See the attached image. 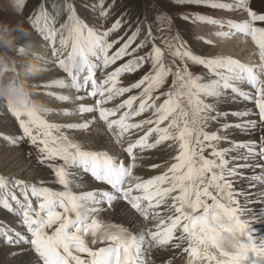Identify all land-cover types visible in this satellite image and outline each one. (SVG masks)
<instances>
[{"label":"snow or ice","instance_id":"1","mask_svg":"<svg viewBox=\"0 0 264 264\" xmlns=\"http://www.w3.org/2000/svg\"><path fill=\"white\" fill-rule=\"evenodd\" d=\"M173 2L245 14L240 22L218 21L198 13H187L180 18L220 27L226 24L234 30L233 34L251 37L259 49L260 66L231 58H204L194 54L180 33L175 31L172 18L159 13L163 23L157 30L161 35H153L151 26H148L147 42L151 44V51L117 68L99 84L94 79L97 64L93 58L107 68L124 56L147 47V43H141L129 52L140 35V29L109 55L114 45L124 40L121 36L120 40L109 42V37L123 26L122 20L100 32L77 17L69 4L71 15L68 23L59 30L54 26L55 20L43 12L31 21L42 39L51 45L54 59L40 58L46 63H58L59 68L71 77V85L58 79L44 87L55 85L79 91L87 88L90 82L91 96L100 97L95 107L81 106L78 112L64 113L73 116L98 112V116L92 115L82 123L68 124L67 127L87 132L96 125L94 131L99 132V123L103 122L116 145H120L125 135L133 130H141L143 134L135 140L129 139L123 147L126 162L108 151L85 150L81 143L65 135L60 125L49 123L35 110L16 112L6 106L18 122L22 135L11 133L3 138L12 144L26 138L34 146L40 163L62 162L48 164L55 175L53 182L63 187L61 191L37 187L21 179L10 182L0 176V209L17 217L16 226L0 224V240L18 249L9 254L20 257L18 264H149L153 249L164 248L173 241L176 249L186 243L182 251L188 254L187 264H264V238L254 239L248 222L242 219L244 211L235 198L240 193L233 191V178H247L238 169L264 168V164L259 163L264 160V136H261L258 146L255 141L238 142L231 148L222 149L218 144L227 138L207 130L211 122H218L229 114L220 112L218 105L230 102L238 95L244 100H254L259 110V123L250 119L236 125L224 124L222 128L235 127L247 133L259 127L264 131V13L253 10L250 0H233L232 3L219 0ZM17 4L21 6L20 0ZM92 10H98L105 19L109 16L103 0L92 6ZM217 35L228 38L229 34ZM69 44L71 54H81L88 60L90 72L83 76L82 82L81 76L72 74L65 65L63 56L69 51ZM149 62L150 72L132 86H144L141 95L132 96L116 107H105L116 97L131 91L129 87H117L121 74L134 72ZM192 65L203 66L213 78L205 81L195 75L189 70ZM169 77H172L171 87L163 94V102L158 104L156 101L160 96L153 93L161 89ZM243 83L254 88L258 98L242 91L240 85ZM56 99L69 101L70 97L58 95ZM76 99L83 97L77 96ZM138 99L140 103L134 109L133 104ZM122 109L126 110L121 112ZM148 112L151 113L149 118L132 122L135 117ZM232 115L243 118L254 113L244 110L232 112ZM166 142L178 143V155L173 157L176 162L167 172L148 179L135 174L134 170L139 167L138 152L157 149ZM167 147L173 148L174 144L168 143ZM207 149H211L208 156L205 155ZM232 152L237 155H230ZM236 160L257 163L233 165ZM69 168L90 174L100 187L74 193V181L69 177L75 174L69 172ZM251 180L264 184V175H252ZM75 187L81 188L83 184L75 183ZM32 198H36L38 205L34 206ZM108 211H115L128 227L123 223L105 225L96 218L99 213ZM149 222L154 224L155 230L148 226ZM226 233H232L239 239L234 251H225L221 247V236ZM97 237L99 243H107V246H90L97 244Z\"/></svg>","mask_w":264,"mask_h":264},{"label":"rangeland","instance_id":"2","mask_svg":"<svg viewBox=\"0 0 264 264\" xmlns=\"http://www.w3.org/2000/svg\"><path fill=\"white\" fill-rule=\"evenodd\" d=\"M100 2H101V0H20L21 6H18L17 0H0V22H3V23L8 24V25H15L17 22H23L24 26L26 28H29L32 31L33 36L35 37L37 44L41 48H45V49L49 50V48L51 49V45L49 44V42L44 41L42 39V37L37 33L35 28L32 26L31 21L35 20L36 17L40 16V14L43 12V13L47 14L50 17V19L55 20L54 26L56 29L59 30L62 28V25L68 23V16L71 15V12L68 9V5L71 4L73 9L75 10V14L77 15V17H79L81 20H83L87 24H90V22L93 23L92 26L91 25H89V26L94 27V30H99L100 32L106 31L109 28H111V26L117 20H122L123 26L119 29V31L113 33L109 37V42H112L114 40H120L121 36L124 37V40H120L119 43L115 44L114 47L109 51V55H112L116 50H118L123 45L125 40H127L128 36H130V35H132V33L136 32L137 29H140V35L138 36L136 41L133 43V45L129 48V52H132V50L135 49L137 47V45H139L141 43H147V47H144V48L138 50L137 52L133 53L132 55L124 56L122 59L117 60L115 64H112V65L108 66L107 68H104L102 63L100 62L98 65L99 69L96 72H94L95 73L94 79H96L97 83H99V84H102L103 79H106L107 76L110 75L112 72H114L117 68L122 67L123 65L127 64L131 60H134L138 56H145V55H147L148 52L151 51V44L147 42L148 26L149 25L151 26L153 35H156V36L161 35V33L157 30L158 27L163 23L159 19V15H158L159 13L166 14L172 18L173 24L175 26V31H178L180 33L182 40L185 42L186 46L194 52V54H199L204 58H225L224 53L226 51L225 54H233L231 56L236 57V60H238L240 63H244L247 65H255V64L261 63V61L259 59V52L256 51L257 45L255 44L254 41H252V45H254L253 50H254L255 54L252 53L253 50H252V52L249 51L250 53L246 52V49H247L248 44H249L248 39L241 38L238 33H236V36H235V34L230 33L231 32L230 30H232V29H229V30L227 28L222 29V27H220L219 25L214 26V25L207 24L205 22L195 21L191 18L189 20H184V19L180 18L182 15L187 14V13H198V14L210 17L212 19H216L218 21L240 22L236 19V18H238L236 15L233 16V14L237 13L238 11L213 10V9H210L207 7H196V6H192V5H188V4H177V3H174L173 0H103L105 10L109 11V16L107 19H105V18L100 16V13L98 10H96V11L92 10V6L99 5ZM219 2L232 3L233 0H219ZM250 6L253 8V10H256L259 13H264V0H250ZM238 13H241V12H238ZM208 28L216 29V31L214 33H217V30L219 32L221 30V32H222L221 34H224V33L229 34L228 38H224L223 35H220V36L217 34L212 35L211 33L208 32ZM233 35L235 37H233ZM247 38H249V37H247ZM157 43H159V41H157ZM41 45H46V47H42ZM57 47H59L58 42H57ZM70 50H71V46L69 44V51ZM211 52L215 53L216 55L214 54V56H217V57H214ZM257 55H258V58H257ZM49 56L51 58L50 61H52L54 58L51 56V53L49 54ZM47 59H49V58H47ZM93 62H97V61L93 58ZM53 64H56V66L59 68L58 63H53ZM53 64L49 63V67L51 66L50 67L51 72L48 74L49 76L47 75L46 79L44 78L45 80L43 79L41 81H37L36 87L39 90V96L41 99H44L43 97H46L49 99L51 98V101L55 102V104L57 106H59L57 108H53L54 111L46 114L44 116V118L49 123L60 125L61 131H63L64 129L68 128L67 127L68 124L82 123L83 122L82 117H84V116H83V114L73 115V116L64 115L65 112H70V113L78 112V109L80 108L79 107V101L80 100L78 101L75 97L78 95V92L76 93L75 88H71V90L68 92V96L70 97L69 101H61L60 102L58 99H56V97L58 96L56 91L58 89L55 91L56 88H53L54 90H51L52 87H50V88L44 87V85L49 84V80L53 75V72H54V69L52 68ZM59 70H60V74H62L64 78H65V76L66 77L68 76L67 73L63 72L62 69L59 68ZM189 70L192 71L195 75L201 76L202 78H204L206 75L210 76L207 69H205L203 66L192 65V66H190ZM149 72H150V62L145 63L143 65V67L137 69L134 72L121 74V76L118 78L117 87H129V88H131V91L124 93L122 96L116 97L115 99H113L112 101H110L108 104H106L104 106L105 107H116L117 105L124 103L127 99H129L132 96L139 97L143 91L144 86H141V88H135L132 86L135 83H138ZM82 78H83V76H81V82H82ZM212 78L213 77H211L210 79H212ZM171 81H172V77H169L168 82L161 89H159L153 93L154 96H160V100L156 101V103L159 104V103L163 102V100L165 99L163 94L170 89ZM88 86H89L88 91L89 90L91 91V86L90 85H88ZM240 88H241V90L245 89V91L251 90L252 93H253V91H255L254 88H252L250 85H248L246 83L241 84ZM49 92L52 93V95H48ZM79 92L80 93L82 92L83 94L86 93L87 95H85L84 97H87L91 101V103L92 102L95 103V104L92 103L94 105V107L96 106L98 100L100 99V97L98 95L96 97H94V99H92L93 97L91 98V94L86 92L85 88H84V90H82V89L79 90ZM60 95H63V94H60ZM64 95H65V93H64ZM236 98H239V97L236 96ZM234 100L237 101V103H235L236 105L245 103L242 101H238V99H234ZM139 103H140V100L138 99L134 102L133 106H138ZM61 104L67 105L66 106L67 109H63L62 107H60ZM245 104H247V103H245ZM251 104L252 105H250V106L252 107L253 111L255 109H257L254 100L251 102ZM124 110H126V109H122L121 112ZM0 112L3 113V115H0V132L4 131V129L7 126H9V128L13 129L16 134L22 135V131L18 127V122H16L15 119L10 115V113L7 110L6 105H0ZM231 112H233V111L230 110L228 112L229 115L227 117H222L219 119V121H222V122H219V121L218 122H211L210 126L207 129L209 132L217 133L221 137H225L226 132L227 133L231 132L230 137L226 139L227 141L229 140L228 142L226 140H223L222 142H220L218 144V147H219L220 144H222L223 142L228 143V145H226L227 147H224V146L219 147L222 149L223 148H231L233 146L232 144L238 143L232 137H234L236 134H239L238 131H241V130H239L235 127L223 129L220 126H222V124H228V125L240 124L242 121H244L243 120L244 118L246 119V117L240 118V117L233 116ZM97 113H96V116H98ZM86 114H88V113H86ZM54 115L55 116H61L64 118V120L75 119L77 117H79L80 119L77 118V120L75 119V121H73L72 123H67L66 122L67 120H66L65 121L66 123L65 124L63 123L62 124L63 126H62L61 124H59V122L62 123L61 121H63V120L60 119V117L59 118L58 117L52 118ZM118 115H119V113H118ZM150 115H151L150 112L144 113L140 117H135L132 122H139L142 119L149 118ZM256 121L259 123V118L256 119ZM218 123H220V124H218ZM213 125H215L216 127ZM147 127L148 126H145V128H147ZM214 128H216V129L214 130ZM258 128L255 130H258ZM78 131L82 132L80 130H78ZM259 131L260 132H254L253 134H249L248 139L251 140V138H254V136L257 137L258 139H260L261 136H263V131L260 128H259ZM141 132H142L141 130H133L132 133L125 135L124 139L121 141V144L117 145V151L120 149L119 151H121L123 153L124 157L123 158L118 157V158L125 159L127 162L126 153H124L123 147H126L129 139L135 140L139 137L138 135H142L143 132L142 133ZM241 132H243V131H241ZM249 132H251V131H249ZM53 134L58 135L55 132H53ZM0 139H1L0 141L2 143H5L6 139H4L3 136H0ZM112 140L114 142L113 138H112ZM242 142H249V141H242ZM168 143L174 144V147L172 148L173 151H172V155H171L172 156L171 160H172V163H175L176 161L173 159V157L175 155H178V143H176V142H166L164 145L160 146L157 149L144 151V152H138L137 155L139 158L140 157L144 158L145 154L147 157L154 158L155 154H158L161 150H166L162 147H166ZM259 144H260V142H259ZM3 147L2 148L3 149L6 148L5 150H7V151L8 150H15V151H18L19 153H21V157H22L23 161H25V163H27L28 167H30L29 168L30 170L28 172H25L24 175L21 174V178L18 177V179L24 180V181L31 183V184H35L37 187H49L54 191L63 190V187L61 185L53 182L55 180V175H54V172L52 171V169L48 167L49 163L56 164V163H62V162L45 161L44 163H40L37 159L36 152L34 150V146H32L27 141L26 138L17 144H12L8 141L7 145H3ZM85 150H91V149L85 148ZM92 151H94V150H92ZM241 151H246V150H241ZM154 152H155V154H152ZM210 152H211V149H207L205 152V155L208 156ZM233 156H235V155H233ZM239 162H241V161L240 160L233 161L234 164H239ZM243 163L244 164H246V163L247 164H253L254 162L253 161H243ZM171 164L166 166L167 170L171 166ZM11 167H13V166L11 164L9 165L8 163H6V161H5V163L1 162L0 163V176L5 171H9V172L11 171L12 173H14V172L16 173V172L22 170V169H17L15 167H13V168H11ZM146 168H148V167H146ZM166 169L164 167V169L159 171L157 167L154 168L151 166V168H149L150 173L148 175H146V177L151 176V178H153L156 175H162L165 172H167ZM67 170L69 172L75 174V175H72L69 177L71 180L74 181V183L72 185V190H73V188H75V183L84 182L82 180L84 178H87L86 176H84L85 173H83L79 169L69 168ZM240 170L251 171L252 169H250V168L238 169V171H240ZM1 172H3V173L1 174ZM9 172H7V173L12 174ZM240 172L241 173H247L244 171H240ZM263 172H264V170H263ZM21 173H23V172H21ZM27 173L29 175H34L33 178L26 179L25 177H26ZM3 176H4V174H3ZM249 176L250 175L245 176V177L249 178ZM22 177H24V178H22ZM81 177H83L82 180L80 179ZM88 177L90 178V176H88ZM7 179L10 182L13 180V178L10 179V177ZM233 179H235V178H233ZM248 180H251V179H248ZM92 181L93 180L89 179V182H91V185H89L87 187V190H92V189L94 190L95 188L100 187L97 182H94V181L92 182ZM85 184L86 183H84V185ZM84 185H83V187H84ZM233 185H235L238 189L243 187L241 184H239L238 181H234V180H233ZM16 191H18V190H16ZM79 191H81V188H78V192ZM241 191L243 193L245 191V189H241ZM32 199L34 202V206L38 205V201L36 200V198H32ZM209 203H211V201H209ZM248 204H249V202H248ZM161 210H162V214H163L164 213L163 209H161ZM101 214H103V212L99 213L96 218L98 219V217H100ZM246 214H247V212H246ZM255 215L258 216L259 212L256 211ZM11 216H13V215H11ZM13 217H15V216H13ZM15 218H16L14 220L15 225H13V226L17 225V223H16L17 217H15ZM242 219H243V216H242ZM4 222L5 221H1L0 224L12 225V223L9 221L7 223H4ZM149 223L153 224L151 222H149ZM248 225H249V227L252 226V224H249V223H248ZM17 230H18V228H17ZM178 234H179V232H178ZM97 240H98L97 244L90 245V246H92L93 248H99V247L107 246V243H104V244L99 243V237H97ZM174 243H175V241H173L172 244L165 246L164 248L153 249L152 250L153 253H151L150 257L153 256L152 254H154V251H156V250L167 251V252H173V251H179L180 250V256L182 258V263L181 262L180 263L181 264H187L188 254L183 253V251H182V249L186 245V243L182 244L180 249L174 248L173 247ZM7 248L15 249L16 247L7 246L3 243L2 240H0V249H7ZM176 256L177 255L174 254V257H176ZM8 259H11V257L9 256L6 259V261H8ZM167 260L168 259H165L164 262H161V263L166 264ZM152 263L154 264V260H152L150 258L149 264H152ZM158 264H160V263H158Z\"/></svg>","mask_w":264,"mask_h":264},{"label":"bare ground","instance_id":"3","mask_svg":"<svg viewBox=\"0 0 264 264\" xmlns=\"http://www.w3.org/2000/svg\"><path fill=\"white\" fill-rule=\"evenodd\" d=\"M235 15L238 17V18H236L238 21H242L245 18V14H243V13H238L237 12V13L233 14V16H235ZM89 25L92 26L93 23L90 22ZM225 28H227L229 30V28L227 27L226 24H225L224 27H222V29H225ZM215 31H216V29H214V28H208V32L211 33L212 35L213 34L215 35L217 33H222L221 30H220V32L217 30V33H214ZM230 31H231L230 33H233L234 32V30H230ZM235 36H236V34H235ZM235 36L233 35V37H235ZM239 36L241 38L248 39V43L249 44L247 43L248 44V47L246 49V52H249V51L252 52V50L254 49V45H252V41L253 40L250 37L247 38L248 36L246 37L243 34H239ZM20 43L22 44L23 41H20ZM40 50L42 51L43 56H45L46 58H49L48 60L50 61L51 58H50L49 54L51 53V49L49 48V50H48V49H45V48H41L40 47ZM256 51L259 52L258 46L256 47ZM225 53H226V51H225ZM225 53H224L225 59L231 58V59H235L236 60V57L231 56L233 54H225ZM252 53L255 54L254 50H253ZM212 54L214 56L215 53H212ZM214 57H217V56H214ZM257 58H258V55H257ZM94 63L97 64L96 69H94V72H96L99 69L98 65H99L100 61H97V62H94ZM52 68L54 69V72H53L52 77L49 80V84H52V82L55 81V80L63 79L66 84L71 85V77H68V76L66 77L65 76V78H64L63 75L60 74V70L56 66V64H53ZM210 78H211L210 76L206 75L203 79L205 81H207V80H210ZM45 79H46V77H45ZM89 85L91 86V83L90 82H89ZM88 87L89 86H87V88H85V91L88 92V93H91L90 90L88 91ZM53 88H56L55 91L58 89L56 91L57 92V95H60V94H63L64 95V93H65V95L66 94L68 95V92L71 90L72 87H68V88H63L62 89V88H59V87H56L55 85H53L52 88H51V90H54ZM82 90H84V89H82ZM242 91H245V89L242 90ZM77 92H78V95L77 96L84 97L85 95H87L86 93L83 94L82 92L80 93L78 90H76V93ZM246 92H249L251 96L258 98V95L256 93V90L253 91V93L251 92V90H249V91L246 90ZM77 96H75V97H77ZM236 96L239 97L238 95H236ZM236 96H235V99H238V101H242V102H245L247 104L242 103V104L236 105L235 103H237V101L236 100H232L230 102H225V103L219 104L218 105V110L220 112H229L230 110H232L233 112H235V111L249 110V111H251V112L254 113L253 116L246 117V119L244 118L243 119L244 121H242L241 123H245L247 120H250V119H254V120L258 119L259 118V115H258V113H259L258 107H256L257 109H255L253 111L252 110V107L250 106V105H252L251 102L253 101V99L250 98L249 100H244L242 97L236 98ZM92 97L93 96H91V98ZM43 98H44V100H46L51 105L52 108L59 107V106H57L55 104V102L51 101V98L50 99L49 98H46V97H43ZM84 98L81 99L80 101L78 100L79 101V107H81V106L94 107L93 104H95V103L92 102L93 103L92 104L91 101L87 97H84ZM92 99H94V97ZM66 106L67 105H65V104L64 105L63 104L60 105V107H62L63 109H67ZM137 107L138 106H133L134 109H136ZM92 115H96V113L95 114H89V113L86 114V113H84L83 114L84 117H82V121L84 122V120L90 118ZM97 115H98V113H97ZM56 117H58V118L60 117V119L63 120V121H61L62 123L59 122V124H61V125L63 123L65 124L66 122L67 123H72L73 121H75V119L77 120V118L80 119L79 117H77L75 119H66L67 120L66 121V120H64L63 117H61V116H55V115L52 118H56ZM219 122H222V121H219ZM218 124H220V123H218ZM222 125H224V124H222ZM213 126H215V125H213ZM220 127H222V126H220ZM95 128H96V125H93V130H89L87 132H83V131L82 132H79L78 129L66 128L62 132L65 135H68L71 139L75 140L76 142L81 143L84 148L91 149V150H94V151H108L109 154L110 155H113L114 157L123 158L124 157L123 156V153L121 151H119L120 149L117 151V145L113 142L111 134H109L106 131V126L102 122H100L99 123L100 131L99 132L94 131ZM215 129L216 128H214V130ZM238 132H239V134H236L234 137H232L237 142H239V141L240 142H242V141H249V142L255 141L256 144H257V146L259 145V142H261V140L258 139L255 136H254V138H251V140L248 139L249 134H253L254 132H260L259 131V128H258V130H251V132H247V133L241 132V131H238ZM0 133H1L0 136H3L4 137V136H6L8 134L15 133V132H14L13 129H10L9 126H7L4 129V131H2ZM230 135H231V132H229V133L226 132V136L225 137L226 138H229ZM263 136H264V131H263ZM227 142L226 143L223 142L222 144H220L219 147H223V146L224 147H227L226 146V145H228ZM7 143H8V140L7 139L5 140V143H2L0 141V163L1 162L2 163H5V161H6V163H8L9 165L11 164L13 167H15L17 169H22V170H20V171H18L16 173L15 172L12 173L11 171L10 172L9 171H5L4 173L1 172V174L3 173L5 178H9V177H10V179H12V178L13 179H18V177L21 178V174L24 175L25 172H28L30 170L29 169L30 167H28L27 163H25V161H23V159L21 157V153H19L18 151H15V150H8L7 151V150H5L6 148L3 149L5 147V146L3 147V145H7ZM162 148H164L166 150H161L158 154H155V152L152 153V154H155L154 158L147 157L146 154H145V157L143 159H140L138 157L137 164H138L139 167H138V169L134 170L135 174H139L144 179H146V178L148 179V178H151V176L146 177V175H148L150 173L149 172V168H151L152 165H159V167H157L159 171H161L162 169H164V167L166 169V166L167 165H170L172 163V160H171L172 159V156L171 155H172L173 149L172 148H168L167 146L166 147H162ZM230 155H232V156L233 155H237V153L236 152H232ZM240 161L241 162H239V164H244L243 163V160H240ZM253 162H254L253 164L257 163V161H253ZM259 162H260V164H264V160H260ZM239 164H234L233 163V165H239ZM13 167H11V168H13ZM146 167H148V168H146ZM240 171L247 172V173H243L244 177L245 176H248V175H250V176H249V178L233 179L234 181H238L239 184H241L243 186L242 188L238 189L235 185H233V191H234V193H240L239 195H236L235 197L239 201L240 208L244 211L243 219L246 220L249 224H252V226L250 227V229L252 230L253 237L257 241H259L262 238H264V205H263L264 204V184H261L258 181H253V180H248V179H251V176L252 175H257V174L258 175H264L263 168L257 167L255 169H252L251 171H245V170H240ZM7 172L12 173V174H8ZM21 172H23V173H21ZM3 174L1 176H3ZM33 176L34 175H29L27 173V175H26L25 178L26 179H31V178H33ZM84 176H86L87 178H84L83 180L80 178L84 182H78V183H81L83 185H84V183H86V184L84 185V187H81V191H79V192H78V188L77 187L73 188V192L74 193L79 194L81 192L91 191V190H87V187L89 185H91V182H89V179H91V180H93V179L91 177L90 178L88 177V176H90V174L89 175L88 174H84ZM22 178H24V177H22ZM241 189H245V191L242 193ZM248 202H249V204H248ZM118 207H119V205H117V208ZM256 211L259 212V215L258 216L255 215L256 214ZM246 212H247V214H246ZM163 214L166 215V213H163ZM15 219L16 218L13 217V216H11L8 212L4 211L3 209L2 210L0 209V222L1 221H5L4 223H7L9 221V222L12 223V225H15L14 224L15 223V221H14ZM98 219L102 223H104L105 225H107L109 223H116V224H122L123 223L125 227H128V225L126 223H124L123 218L120 217L119 215H117V213L115 211L103 212V214H101L100 217H98ZM148 226L149 227L151 226L153 228V230H155V227H154L153 224H150L149 223ZM18 230H19V228H18ZM186 246L187 245H185L184 247H186ZM15 251H18V249L17 248H15V249H10V248L0 249V264H18V261L20 260V257L19 256H15V257L10 256L11 259H8V261H6V259L9 257V254L12 253V252H15ZM213 251H215V250H213ZM174 254L177 255V256L174 257ZM152 255L153 256L150 257V258L152 260H154V264H158V263L162 264L161 262H164L165 259H168L166 261V264H181L182 263V258L180 256V250L179 251H173V252L156 250V251H154V254H152Z\"/></svg>","mask_w":264,"mask_h":264},{"label":"clouds","instance_id":"4","mask_svg":"<svg viewBox=\"0 0 264 264\" xmlns=\"http://www.w3.org/2000/svg\"><path fill=\"white\" fill-rule=\"evenodd\" d=\"M41 56L40 46L23 22L15 25L0 22V105L16 112L35 110L42 116L54 111L46 100L40 98L36 87V82L51 72L49 63ZM63 59L72 74H89V63L83 55L68 51ZM253 66L259 67L260 63ZM220 244L225 251H234L239 239L232 233H226L221 236Z\"/></svg>","mask_w":264,"mask_h":264}]
</instances>
